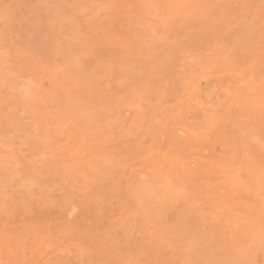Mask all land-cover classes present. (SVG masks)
<instances>
[{"label":"rangeland","instance_id":"obj_1","mask_svg":"<svg viewBox=\"0 0 264 264\" xmlns=\"http://www.w3.org/2000/svg\"><path fill=\"white\" fill-rule=\"evenodd\" d=\"M0 264H264V0H0Z\"/></svg>","mask_w":264,"mask_h":264},{"label":"bare ground","instance_id":"obj_2","mask_svg":"<svg viewBox=\"0 0 264 264\" xmlns=\"http://www.w3.org/2000/svg\"><path fill=\"white\" fill-rule=\"evenodd\" d=\"M211 89V88H210ZM209 90V89H208ZM216 92V91H215ZM204 93V92H203Z\"/></svg>","mask_w":264,"mask_h":264}]
</instances>
